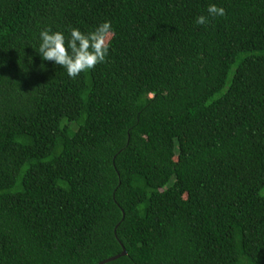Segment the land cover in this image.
Instances as JSON below:
<instances>
[{
  "label": "trees",
  "instance_id": "obj_1",
  "mask_svg": "<svg viewBox=\"0 0 264 264\" xmlns=\"http://www.w3.org/2000/svg\"><path fill=\"white\" fill-rule=\"evenodd\" d=\"M105 21L76 79L34 50ZM125 250L105 264H264V0H0V264Z\"/></svg>",
  "mask_w": 264,
  "mask_h": 264
},
{
  "label": "clouds",
  "instance_id": "obj_2",
  "mask_svg": "<svg viewBox=\"0 0 264 264\" xmlns=\"http://www.w3.org/2000/svg\"><path fill=\"white\" fill-rule=\"evenodd\" d=\"M226 15L223 6L211 3L206 8V14L199 15L195 22L204 26L210 23V20ZM112 34L111 21L99 24L90 32L77 27L58 29L47 26L39 32L38 47L32 48L43 61L60 66L69 78L76 79L82 73L92 71L98 65L107 62Z\"/></svg>",
  "mask_w": 264,
  "mask_h": 264
},
{
  "label": "water",
  "instance_id": "obj_3",
  "mask_svg": "<svg viewBox=\"0 0 264 264\" xmlns=\"http://www.w3.org/2000/svg\"><path fill=\"white\" fill-rule=\"evenodd\" d=\"M127 252H126V250L122 253V254H119V255H116V256H114V257H111V258H108V259H106V260H103V261H101L99 264H105V263H107V262H109V261H111V260H114V259H117V258H119L120 256H122V255H124V254H126Z\"/></svg>",
  "mask_w": 264,
  "mask_h": 264
}]
</instances>
